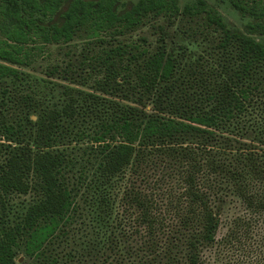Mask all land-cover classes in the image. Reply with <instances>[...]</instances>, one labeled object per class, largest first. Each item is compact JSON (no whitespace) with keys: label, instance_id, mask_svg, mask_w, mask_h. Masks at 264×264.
<instances>
[{"label":"trees","instance_id":"1","mask_svg":"<svg viewBox=\"0 0 264 264\" xmlns=\"http://www.w3.org/2000/svg\"><path fill=\"white\" fill-rule=\"evenodd\" d=\"M229 3L245 24L208 0H0V264H212L221 241L264 260L250 243L264 234V0ZM150 17L164 22L152 48L102 39L83 76L107 101L76 89L101 121L90 174L61 146L79 95L66 87L69 100L50 105L18 65L38 38L124 34ZM30 193L9 222L14 196ZM236 200L244 214L220 240Z\"/></svg>","mask_w":264,"mask_h":264},{"label":"rangeland","instance_id":"2","mask_svg":"<svg viewBox=\"0 0 264 264\" xmlns=\"http://www.w3.org/2000/svg\"><path fill=\"white\" fill-rule=\"evenodd\" d=\"M182 5L187 2H194L195 0H180ZM210 6L216 8L226 19L231 26H241L245 24L249 18L243 16L238 10L231 7L229 0H208ZM147 24L138 27L135 30L128 31L124 34H113L111 32L99 31L95 35H88L87 30H81L72 41L60 42V43H44L40 38L36 42L30 44L33 46L30 50V55L25 58L23 65H18L19 70L23 74V79L19 80L23 85H28L34 92H36L41 98L50 105H56L62 107L68 100L69 96L66 93V87L74 88V94L79 95L76 89H82L85 93L94 92L102 96L94 88V84L91 80L83 79L88 72L93 70L95 61L93 60L95 53L102 50V39H105L106 45H115L119 43H127L137 48H152L157 39V33L154 25L158 23H164L162 18L147 19ZM192 47V46H191ZM193 48V47H192ZM196 50H201V47L195 46ZM81 74L82 76H78ZM83 95V94H81ZM79 104L82 108L81 116L74 120L71 124L73 134L66 138V144L61 145L67 149L73 156H77L81 162H84L86 170L92 174L93 168L89 163L91 157L90 146L92 144L93 135L96 130L99 129L101 121L99 117L92 113L90 106L91 100H83V97L79 95ZM102 102L107 101V97H101ZM106 99V100H104ZM101 101V100H99ZM103 111V106L101 105ZM77 134V135H76ZM75 167V170L79 173L82 165ZM92 176V175H91ZM84 189V188H83ZM82 189V190H83ZM34 194H17L13 198V205L10 209L8 221L13 223L25 213L27 207L35 201ZM244 214V208L242 204L236 200L227 206L224 211L222 225L218 231V239L221 240L226 236L230 228L231 220L237 216V214ZM88 220V216H85ZM2 226V220L0 219V230ZM77 227V225H76ZM127 240L133 242L134 233L130 227H127ZM124 231V232H126ZM85 232H81L80 236H84ZM122 236V235H121ZM123 237V236H122ZM264 234L255 232L250 239L251 244L255 251H261V255L264 257ZM242 245L237 244H222L217 243L214 250L209 252L211 254L212 264H264V260L259 262L252 260V257L247 255ZM121 257H125L127 262L130 261L128 253L121 251ZM124 254V255H123ZM116 256L114 253L112 258ZM255 256V254H254ZM111 258V259H112ZM24 257H20L23 260ZM115 264L114 261H112ZM88 260L85 262H78L76 264H90ZM95 264H110L109 262L102 263L97 262Z\"/></svg>","mask_w":264,"mask_h":264}]
</instances>
